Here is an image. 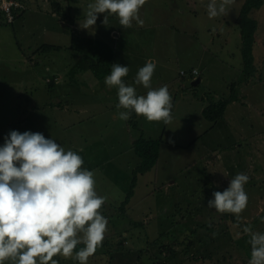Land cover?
Returning <instances> with one entry per match:
<instances>
[{
	"label": "rangeland",
	"instance_id": "1",
	"mask_svg": "<svg viewBox=\"0 0 264 264\" xmlns=\"http://www.w3.org/2000/svg\"><path fill=\"white\" fill-rule=\"evenodd\" d=\"M36 1L41 3V0ZM56 1L62 6L59 17H63L65 22L61 28L56 25V40L62 47L72 43L83 53L91 52L94 45H97V53L106 57L105 62L112 61L102 73H111L114 63L128 66L129 72L123 77L126 81H123L129 85L134 83L139 68L146 62L156 63L151 87L158 89L167 86L173 105L172 120L166 126L163 140H175L178 145L176 148L164 145L156 167L154 165L145 169L142 166V170L137 166L139 161L136 155L125 156V159L122 157V167L116 168L109 157L103 165L88 166L89 162L83 155L74 151L83 158L82 168L94 173L97 194L106 198L100 212L108 219L107 231L102 246L89 258L88 264H153L156 261L161 264L167 256L169 264L248 262L251 258V245L248 243L250 236L243 232V228L251 226L253 232L264 233V2L260 9L251 13L258 23L253 47L257 77L240 82L243 64L236 18L243 0H235L227 15L215 18H209L207 14L206 6L210 0H146L139 11V17L144 21L143 26L133 21L132 27L122 28L115 14H109L108 25L105 26L101 24L105 14L100 13L95 35L89 34L87 29L79 28V23H83L85 19L87 5L93 0H79L77 3ZM40 12L41 14H35L29 20H20L21 24L17 21L12 25L0 23V29L5 30L0 36V75L5 78L0 84V87L4 85L0 88V111L6 109L8 117L9 67L14 70L15 65L20 64L19 59L24 55H33L42 42L51 41L50 37L53 36L51 30L42 33V26L49 28L52 22L43 11ZM114 27L118 29V36L113 40L108 32ZM62 47V52L72 50ZM66 54L67 56H63L64 54L57 52L54 56L55 64L69 71L80 68L85 72V66L76 57L75 49L73 53ZM33 60L37 63L31 66L43 75L46 60L36 53L34 59L25 62L29 65ZM192 68L198 70V75H178L181 70ZM231 83L234 84L233 91L230 89ZM75 84L81 87L80 81ZM138 86L144 88L136 85ZM109 90L117 95L116 88ZM232 92L234 97L227 106L222 123L220 119L214 128H210L211 123L201 114L202 108L221 97L230 96ZM236 97L240 101H236ZM110 111L114 113L115 107H111ZM115 115V118H89V123H86L88 137L97 136L96 130H102L103 123H113L115 120L119 124L121 119L118 114ZM88 116L87 112L78 111L76 118ZM54 118H66L68 121L67 118L71 117L61 111L55 113ZM136 120L155 125L151 131H147L145 127L144 137L157 136L159 130L166 125L163 121L150 122L145 117ZM9 122V118H0V146L4 144V136L10 130H15L12 128H16ZM186 123L190 125L192 137H195L194 132L200 134L209 129L207 135L195 141V146L188 152L179 147L186 135ZM17 130L35 132L29 127L26 130L19 127ZM62 135V132L57 131L53 135L47 133L46 138H54L64 147ZM83 135L86 136V132ZM65 138L77 144L79 130L76 129L73 133L68 129ZM238 173L249 176V181L244 186L248 203L239 217H244L241 221L245 225L236 230H230L229 226L226 232L237 246L245 250L239 251L233 244L232 247L230 238H225L227 244L218 242V245L211 243L205 246L206 243L201 242L216 233L214 230L206 232L208 228L215 226L219 228L217 232H221L224 225V221L218 218L221 213L207 207L208 201L214 198V191L226 190L230 180ZM128 191H131L128 204L123 203V208L119 211L117 207L124 201ZM116 199L120 202H115ZM228 214L227 224L231 225V216L236 215ZM208 220H212L213 225L200 226ZM243 234L247 239L236 243ZM180 241L194 243L188 249L189 253L181 250L184 246L178 244ZM121 242L123 248L119 247ZM159 243L168 245L167 248L174 249L176 253L172 256L166 254V251L158 253ZM81 247L82 244L78 245L77 250ZM54 259L58 264H78L77 261L62 256Z\"/></svg>",
	"mask_w": 264,
	"mask_h": 264
},
{
	"label": "clouds",
	"instance_id": "2",
	"mask_svg": "<svg viewBox=\"0 0 264 264\" xmlns=\"http://www.w3.org/2000/svg\"><path fill=\"white\" fill-rule=\"evenodd\" d=\"M145 3L93 0L79 28L95 35L100 13L105 14L101 21L105 26L109 14L118 17L122 28L132 27L133 21L143 26L139 11ZM234 3L210 0L207 14L209 18L227 15ZM155 68V62L139 68L134 83L148 91L138 96L136 89L122 80L128 75V66L112 64L104 83L109 89H117L116 107L125 109L118 113L119 119L128 120L134 111L150 122H171L173 105L168 87H151ZM83 163L77 152L65 150L41 132L10 130L4 136L0 146V264H58L54 257L61 256L88 264L102 246L108 219L100 212L106 198L97 194L94 173L82 168ZM248 181L247 174H236L226 190L213 192L207 207L221 214H235L239 219L248 203L244 187ZM243 232L250 236L248 264H264V233L253 232L251 226H245ZM81 244L83 247L77 250Z\"/></svg>",
	"mask_w": 264,
	"mask_h": 264
},
{
	"label": "crops",
	"instance_id": "3",
	"mask_svg": "<svg viewBox=\"0 0 264 264\" xmlns=\"http://www.w3.org/2000/svg\"><path fill=\"white\" fill-rule=\"evenodd\" d=\"M26 1L28 3L27 10L18 15L15 22L17 21L18 24H21L20 20H29L33 15L41 14L40 11H43L45 16L51 19L52 25L49 28L45 25L42 26V33L45 34L47 31L51 30L53 36L50 37L51 41H44L41 43V46L43 44H49L51 47L47 51H43L41 46H38L39 48H36L34 54L31 56L21 53L24 56L19 59L20 64L15 65L13 63V65L16 66L14 70H11L9 67V117L7 110L2 109V111H0V118H9L12 125L16 127L12 129L17 130L20 127L22 130H26V127H29L35 132L43 133L45 137L47 133L53 135L57 131L62 132L64 135L62 139L64 147L80 152L83 158L89 162V164H87L88 166H94L95 164L97 166H99V164L103 165L109 157L110 161H114L116 168L117 166L121 168L123 161L122 157L125 159V156L135 155L132 151V145L133 141L139 137L145 139H160L161 144L156 164L158 163L162 148L164 149V145H168L172 148L178 146L175 140H171L172 142L163 140L167 124L159 130L157 136L144 137L143 132L145 127L147 131H151L155 125L145 122L139 123L136 118L141 120L143 116H137L134 111L131 113L133 114L132 118H135L134 120H130V122L129 120H121L119 124L116 123L115 120L113 123H103L102 130H96L98 135L89 138L86 128V123H89V118H115V114L125 111V109H117L118 97L113 91L110 93L109 88L104 83L105 77L110 73L105 77L98 78L95 72L89 68V62L87 60L85 61L81 56L82 54L90 57L101 56V54L97 53V45H94L91 52L83 53L80 51L79 47L77 48L79 52L77 51L76 57L82 60L81 62L85 66V72L84 70L81 71L80 68L75 71H69L56 65L54 56L57 52H61L62 55L64 54L63 56H67L66 53H73V50L62 52L60 48L56 47L61 44L56 40L57 34L55 27L56 25H58L59 28L64 26V18L59 17L57 12H53L50 0H41V3H38L36 0ZM1 17L0 23H3ZM4 33L5 30L0 29V36ZM108 33L110 38L114 40L115 37L118 36V29L115 27L112 30L109 29ZM36 53H38L42 59L46 60L43 75L42 73L39 74V71L31 66V64L37 63L36 60L29 62V65L25 62V60L34 59ZM102 54H104V52H102ZM103 58L106 59L105 56ZM36 59L38 60L39 57ZM78 64H80V62ZM78 76L81 77L79 78ZM4 79L5 78H2L0 75V84ZM122 80H125V78H122ZM79 81L81 84L80 88L75 84V82ZM129 85L133 86L136 91L138 90V93H136L138 96L146 95L148 91L146 88L136 87L135 83ZM84 90L90 93H85L83 92ZM1 97L4 98L3 95ZM113 106L115 107L114 113L110 111V108ZM61 111L71 118H67L68 121L66 118H54V114ZM73 111L75 113H73ZM78 111L82 113L87 112L89 114L88 118H76ZM222 119L223 118L220 120L221 123ZM10 122L9 124H11ZM134 125H137V127L134 128ZM185 126L186 135L183 136L180 141L181 145L179 147L185 150L184 152H188L195 146V141H199L200 137L207 135L209 129L203 130L200 134H195L194 132L195 137H192L189 130L190 125L186 123ZM68 129L73 131V133H75L76 129L79 130L77 144H73L72 140L65 138ZM85 132L86 136L83 135ZM0 134H2L1 131ZM169 136L172 137L170 134ZM87 139H91L92 141L88 142ZM217 145L222 148L220 143H217ZM80 149L83 150L80 151ZM110 156L115 157L113 158Z\"/></svg>",
	"mask_w": 264,
	"mask_h": 264
},
{
	"label": "trees",
	"instance_id": "4",
	"mask_svg": "<svg viewBox=\"0 0 264 264\" xmlns=\"http://www.w3.org/2000/svg\"><path fill=\"white\" fill-rule=\"evenodd\" d=\"M20 1L25 2V9L19 13H16L14 15V19L12 21H10L9 23H6V22H3V23L11 24V25L14 24L17 16L27 10V4H26L27 1L26 0H20ZM66 1L69 3H77L79 0H66ZM263 2H264V0H243L241 6L239 8L238 16L236 18V23H237V26L239 28L240 54H241L242 64H243V68H242L241 73H240V75H241L240 82H244V81H247L249 79L253 80V79H256L255 77H257L256 76V68L254 66L253 47H254V43L256 41L255 40V32L257 30L258 23H257V20L251 16V13L254 12L255 10L260 9L263 6ZM50 3H51V8L53 9V12H57V14H60L61 10H62L61 4L56 0H50ZM1 16L2 15H0V17ZM1 20H3V17H1ZM50 47L51 46L49 44H43L41 46V49L43 51H47ZM56 47L61 49L62 46H56ZM63 48H70L72 50L75 49V47L72 44L70 46H67V47L63 46L62 49ZM75 50L79 52V50L77 48ZM81 56L83 57V59L85 61L87 60L89 62V64H88L89 68L95 72V75L98 78L105 77L108 74V72L102 73L103 70L105 68H107V66L109 67V65H110L109 63L105 62L103 57H101V56L90 57V56H87L84 54H82ZM193 69H195V68L188 69L187 71L181 70V72H179L178 75L181 77H184L185 75H189L190 77H194L195 75H198L197 69H196V71H197L196 74L192 73ZM230 89H231V91L234 90V84L233 83L230 84ZM232 95H234L233 92L230 96L221 97L214 102H210L208 105H206L205 107L202 108V115H203L204 119H206L207 121H209L211 123V125H210L211 128L217 124V121H219L221 118L224 117L227 106L234 97ZM235 100L240 101V99L237 97L235 98ZM130 117L132 118L133 114H131ZM128 120L130 122L131 119L129 118ZM160 144H161V141L159 138L158 139L157 138L156 139H150V138L144 139L142 137H139L133 141V145H132L133 150L132 151L138 157L139 162L137 163V166L140 167V170L143 169L142 166H144L145 169H148V168L153 167L156 164L157 159H158V155H159L158 150L160 148ZM232 146H235V145L233 144ZM224 148L227 149L226 147H224ZM209 176L211 177L210 174H209ZM130 192L131 191H128L127 196H125L124 201H122L120 203V206L117 207L119 209V211L122 210L123 203H124V205L128 204V201L130 198L129 197ZM115 202L119 203L120 200L116 199ZM228 216H229L228 213H224L218 217V218L222 219V221H224V225H222V228H221L223 231L217 232V230L219 228L215 227V226L208 228V230L206 232L214 230L216 233H214L215 235L212 234L210 236L211 237L210 239H208L204 242L202 241L201 244L206 243L205 244V246H206V245H209L211 243H215V245H218V242H219V244L226 243L225 238H230L231 246H232V244L235 245L239 251L245 250V248H240L239 246H237L234 242L235 240L233 241L231 236L226 232V230L229 229V226H231L230 230H233V229L236 230V229H240V228L244 227L245 222L241 221L242 218H244V217H241L238 219L236 216H231V218H233V220H232L233 223L231 225H228L227 224L228 222L226 220ZM208 221H210V222L208 223ZM208 221L201 224L200 226L213 225L212 220H208ZM241 239L242 240L247 239L245 234L241 235V237L239 238V240L236 243L239 244ZM192 243L193 242L186 243V241H180L178 244H182L184 246L181 250H184L185 252L189 253L188 249L191 248ZM119 247L123 248L122 242L119 244ZM159 247H160V250H158V253L160 251H162V252L166 251V254L171 255V256L176 253V251L174 249L167 248L168 245H166V244L159 243ZM159 247H158V249H159ZM162 248L164 250H161ZM168 257L169 256L165 257V259L162 260L161 264H169L170 262H168L166 260V259H168ZM152 258L153 257H151V259ZM223 259H225V256H223ZM247 263L248 262H246L245 264H247ZM153 264H160V263H157V261H156Z\"/></svg>",
	"mask_w": 264,
	"mask_h": 264
},
{
	"label": "built area",
	"instance_id": "5",
	"mask_svg": "<svg viewBox=\"0 0 264 264\" xmlns=\"http://www.w3.org/2000/svg\"><path fill=\"white\" fill-rule=\"evenodd\" d=\"M25 9V2L20 0H0V15L3 17V22L9 23L14 19L16 13ZM196 69L192 73L196 74Z\"/></svg>",
	"mask_w": 264,
	"mask_h": 264
}]
</instances>
